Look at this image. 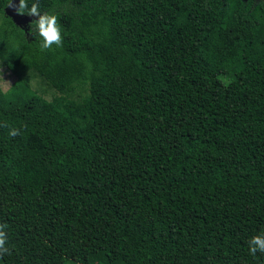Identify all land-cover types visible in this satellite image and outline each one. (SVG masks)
Listing matches in <instances>:
<instances>
[{"label": "trees", "instance_id": "16d2710c", "mask_svg": "<svg viewBox=\"0 0 264 264\" xmlns=\"http://www.w3.org/2000/svg\"><path fill=\"white\" fill-rule=\"evenodd\" d=\"M38 2L62 46L0 0V264H264V0Z\"/></svg>", "mask_w": 264, "mask_h": 264}, {"label": "clouds", "instance_id": "9594fccd", "mask_svg": "<svg viewBox=\"0 0 264 264\" xmlns=\"http://www.w3.org/2000/svg\"><path fill=\"white\" fill-rule=\"evenodd\" d=\"M8 7L13 8L17 15H28L37 18L31 25H34L33 35L39 38V48L41 51L51 49L53 45L57 47L62 46L63 38L57 15L48 12L42 13L38 0H34L30 6L28 0H18V3H16L15 0H10ZM0 80L5 81L2 76H0ZM0 127H8V134L11 137L20 135V129L9 127L6 123L0 124ZM7 227V224L0 223V257L11 254V250L7 246ZM248 250L253 256H255L257 252L264 253V233L254 235L249 239Z\"/></svg>", "mask_w": 264, "mask_h": 264}, {"label": "rangeland", "instance_id": "374dc122", "mask_svg": "<svg viewBox=\"0 0 264 264\" xmlns=\"http://www.w3.org/2000/svg\"><path fill=\"white\" fill-rule=\"evenodd\" d=\"M182 2L177 1L176 6H181ZM0 76L5 80H0V87L3 90H6L10 87V85L14 82L16 76L13 75L9 70L0 65ZM31 86L34 90H37L38 93L43 95L44 97L51 99L57 92L44 84L39 78L33 77L31 80ZM95 247V246H93ZM92 247V248H93Z\"/></svg>", "mask_w": 264, "mask_h": 264}, {"label": "water", "instance_id": "95a60500", "mask_svg": "<svg viewBox=\"0 0 264 264\" xmlns=\"http://www.w3.org/2000/svg\"><path fill=\"white\" fill-rule=\"evenodd\" d=\"M15 2L18 3V0H15ZM5 15L10 17L11 20L20 27L26 25L31 20V16L17 15L15 10L9 8L8 5L5 8Z\"/></svg>", "mask_w": 264, "mask_h": 264}, {"label": "flooded vegetation", "instance_id": "af4514ba", "mask_svg": "<svg viewBox=\"0 0 264 264\" xmlns=\"http://www.w3.org/2000/svg\"><path fill=\"white\" fill-rule=\"evenodd\" d=\"M9 2H10V0H7V3H6V5H5V7H4V13H5V8H6V6L9 4Z\"/></svg>", "mask_w": 264, "mask_h": 264}]
</instances>
